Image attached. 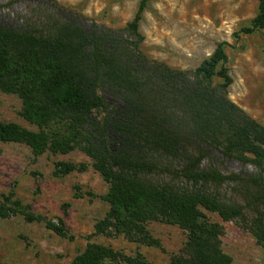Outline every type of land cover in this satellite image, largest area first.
I'll list each match as a JSON object with an SVG mask.
<instances>
[{
    "label": "trees",
    "instance_id": "obj_1",
    "mask_svg": "<svg viewBox=\"0 0 264 264\" xmlns=\"http://www.w3.org/2000/svg\"><path fill=\"white\" fill-rule=\"evenodd\" d=\"M147 4L139 0L125 32L72 22L0 27V91L16 95L21 117L36 127L0 120V142L23 143L34 157L74 150L89 157L108 185L101 198L109 207L93 234L123 235L161 249L147 223L177 225L186 240L165 264H230L221 247L224 228L204 210L234 221L264 244V125L227 96L232 78L226 41L190 70L142 53L138 29ZM262 29L264 0H258L255 16L232 36ZM213 149L251 165L254 173H222L210 162ZM85 169L84 163L57 161L52 174ZM228 182L238 186L243 205L221 199ZM16 214L71 238L62 217L47 219L13 192L1 194L0 218ZM69 264L152 263L139 253L126 256L110 245L88 242Z\"/></svg>",
    "mask_w": 264,
    "mask_h": 264
},
{
    "label": "rangeland",
    "instance_id": "obj_2",
    "mask_svg": "<svg viewBox=\"0 0 264 264\" xmlns=\"http://www.w3.org/2000/svg\"><path fill=\"white\" fill-rule=\"evenodd\" d=\"M139 0H0V27L27 29L57 22H72L85 29L92 23L125 32ZM258 0H148L139 22L143 37L141 51L167 66L190 70L208 57L220 41H226L228 69L232 83L227 96L251 119L264 125V29L251 34L232 33L249 24L257 11ZM121 104L118 97L106 95ZM21 101L0 91V120L28 129L34 125L20 115ZM57 161L84 163L83 171L57 177L52 170ZM210 162L224 174H252L254 168L234 158H223L215 149ZM108 185L80 150L67 154L46 151L34 157L28 146L18 142H0V195L13 192L14 198L28 204L36 214L56 221L62 217L68 237H61L43 222H27L21 214L0 218V264H69L88 242L110 245L126 256L141 254L152 264H165L186 240V232L177 225L150 221L147 229L159 239L161 249L131 242L123 235L106 237L93 234L94 223L108 210L102 199ZM80 193L74 197V193ZM224 202L243 205L237 185L221 187ZM209 220L224 228L223 252L230 264H264V244L234 221H222L204 210Z\"/></svg>",
    "mask_w": 264,
    "mask_h": 264
}]
</instances>
